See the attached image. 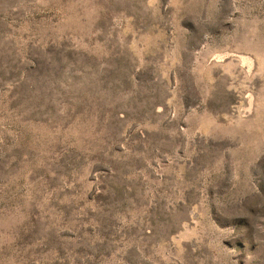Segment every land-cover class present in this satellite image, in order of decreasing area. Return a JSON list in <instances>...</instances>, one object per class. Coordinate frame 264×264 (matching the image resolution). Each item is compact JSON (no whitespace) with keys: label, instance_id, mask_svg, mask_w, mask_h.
Here are the masks:
<instances>
[{"label":"rangeland","instance_id":"rangeland-1","mask_svg":"<svg viewBox=\"0 0 264 264\" xmlns=\"http://www.w3.org/2000/svg\"><path fill=\"white\" fill-rule=\"evenodd\" d=\"M0 264H264V0H0Z\"/></svg>","mask_w":264,"mask_h":264}]
</instances>
